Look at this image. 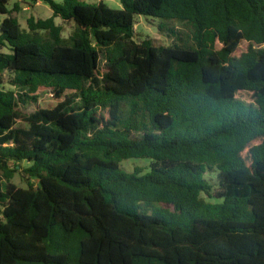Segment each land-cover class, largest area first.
I'll return each mask as SVG.
<instances>
[{"label": "trees", "instance_id": "1", "mask_svg": "<svg viewBox=\"0 0 264 264\" xmlns=\"http://www.w3.org/2000/svg\"><path fill=\"white\" fill-rule=\"evenodd\" d=\"M120 1L0 0V264H264V0Z\"/></svg>", "mask_w": 264, "mask_h": 264}, {"label": "rangeland", "instance_id": "2", "mask_svg": "<svg viewBox=\"0 0 264 264\" xmlns=\"http://www.w3.org/2000/svg\"><path fill=\"white\" fill-rule=\"evenodd\" d=\"M61 1V0H57ZM89 3H99L100 1H103L107 6L113 8V9H122L123 5L120 0H83ZM16 0H10L9 2V8L12 9L15 5ZM21 10L19 12L14 13V15L19 19L21 25L23 28H27V20L33 16L36 19H47L52 17L53 11L50 8L49 5L39 1L37 3L29 4L27 2L20 3ZM6 17V15L0 14V23L2 20ZM137 24H136V34H135V41L137 43H141L143 40L147 38H151L156 45H165L168 46L170 44H173L175 42L173 37H168L165 33H162L159 30V23L162 21L158 18L153 17H146V16H138L137 17ZM56 24L61 25L63 27V36L65 38H68L72 35L75 29V24L73 22H65L61 18H56ZM184 29V28H179ZM1 35V30H0ZM244 47L247 48L248 44H244ZM107 62L105 55H102L100 68L101 70L104 69V65ZM8 81V75H4V83H0V88L5 89H11L12 86L7 82ZM59 100L55 99L52 93L44 94L38 104L35 105H29L25 108V111L28 114L34 113L36 110H39V108H53L57 105ZM151 159L148 158H132L123 161L122 167L128 172H133L137 167L144 168V172H150L151 168ZM210 177V175L208 176ZM13 182L20 186V187H27L26 181L21 177L19 173L15 174V177L13 178ZM213 183H215V180H213ZM204 196H206L204 194Z\"/></svg>", "mask_w": 264, "mask_h": 264}]
</instances>
